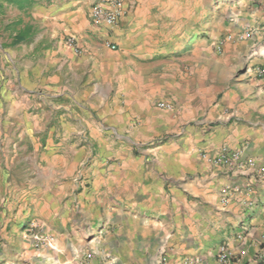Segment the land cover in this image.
Returning a JSON list of instances; mask_svg holds the SVG:
<instances>
[{
  "label": "crops",
  "instance_id": "1",
  "mask_svg": "<svg viewBox=\"0 0 264 264\" xmlns=\"http://www.w3.org/2000/svg\"><path fill=\"white\" fill-rule=\"evenodd\" d=\"M96 1L53 0L37 23L39 34L27 35L26 42L57 44L59 77L48 75L38 84L20 85L17 74L27 81L30 68L19 71L12 60L11 76L16 83L12 96L18 99L20 91L27 93V104L30 94L41 96L42 104L35 107L61 109L65 113L60 122L71 117L75 127L63 124V135L83 133L106 141L102 157L84 177L89 180L81 182H90L93 200L105 205L97 216L104 238L95 236L88 260L79 242L73 244L69 259L61 255L57 242L50 244L53 250L47 245L35 250L28 239L25 252L15 243L10 249L0 244V264H219L220 246H227L236 260L227 264L249 261L258 250L264 251V86L252 73L264 64V48L253 53L257 57L249 56L243 72H233L228 63L251 52L246 46L238 49V42L226 44V54L218 60L205 53L201 67L191 65L169 75L144 66L132 68V60L146 64L159 52L158 30L168 20V6H209L210 0H122L123 13L112 27L90 22ZM257 20H245V25L259 40L264 14ZM238 32L228 29L225 35L235 38ZM68 36L76 40L77 53L64 45ZM108 45L115 46L114 52ZM98 62L105 73L100 81L92 70ZM122 72L127 81L114 90L111 75ZM70 82L81 84L94 119L90 114H82L85 119L78 116L83 111L77 109L81 98L71 91ZM53 97L61 99L47 100ZM158 103L171 110L158 109ZM43 121L41 110L35 127H24L21 134L31 137ZM118 140L125 150L118 148ZM222 146L239 150L244 161H254L255 171L232 173L203 158ZM233 185L245 192L222 203V188Z\"/></svg>",
  "mask_w": 264,
  "mask_h": 264
},
{
  "label": "rangeland",
  "instance_id": "2",
  "mask_svg": "<svg viewBox=\"0 0 264 264\" xmlns=\"http://www.w3.org/2000/svg\"><path fill=\"white\" fill-rule=\"evenodd\" d=\"M32 1V6H26V3L19 8L13 2L0 0V244L10 249L11 244L15 243L18 250L25 252L24 245L29 239L26 230L33 225V233L41 235L46 243L60 245L57 249L63 257H72L73 244L79 242L85 246L82 253L84 259L88 260L91 254L89 246L94 243L95 236L104 238L97 216L103 214L105 205L99 206L95 198L93 200L90 182L82 186L81 182L89 180L84 177L89 175V168L102 157L106 141L103 138L99 142L83 133L66 137L62 132L63 124L72 128L75 122L71 121V117L60 122L59 117L65 112L35 107L34 104H42L41 96L30 94L29 104L23 97L27 94L25 92L20 91L18 99L12 96L16 86L11 76L13 64L19 71L28 66L30 68L27 81L24 75L17 74L20 85L28 82L38 84L42 77L60 75L55 70L57 44L41 40L35 44L26 42L29 33L39 34L37 23L41 24L53 2ZM219 1L218 4L217 0H210L209 6L205 3L168 6V20L158 30L156 45L159 52L146 64L143 60H132L133 64L129 66L153 68L154 72L164 71L169 75L176 69L189 70L191 65L201 67V56L205 53L218 60L226 54V44L238 42L241 44L238 49L242 50L246 46L251 52L247 57L228 63L232 65L233 72L236 73L238 69L243 72L251 59L249 56L258 54L264 48V39L257 40L253 33L243 40H238V36L244 35L249 29L245 20L259 21L257 16H263L264 0ZM228 29L240 32L233 38L225 35ZM117 62L115 57L114 63ZM100 67L98 62L96 68L92 69L99 73V81L105 74L100 71ZM122 73L111 75L114 90L127 81L128 75ZM91 77L94 78L93 75ZM214 78L216 80L217 75ZM80 86L70 82L69 87L81 98L80 108L77 109L83 111H78V116L85 119L82 114H90V118L94 119L95 116L88 111ZM36 90L41 94L40 89ZM31 95L35 97L34 100ZM48 95L52 97V93ZM53 99L61 97L47 100ZM13 101L23 105L18 107ZM94 102L98 103V99L94 98ZM41 110L45 121L38 123L40 131L31 137L23 136L21 130L35 127V117ZM118 141V148L125 150V145L120 142L122 140ZM42 246H45L44 242L40 243L39 248ZM228 261L233 263L236 260L229 255ZM263 262L264 251L258 250L243 264Z\"/></svg>",
  "mask_w": 264,
  "mask_h": 264
},
{
  "label": "built area",
  "instance_id": "3",
  "mask_svg": "<svg viewBox=\"0 0 264 264\" xmlns=\"http://www.w3.org/2000/svg\"><path fill=\"white\" fill-rule=\"evenodd\" d=\"M123 2L122 0H97L90 8L89 11V20L92 24L98 25V26H106V27H112L116 24L119 16L123 13ZM252 36V30L248 29L246 33L242 36H238V40H243L246 38H249ZM264 39V31L261 35ZM64 45L73 52L77 53L79 51L78 45L76 43V40L68 36L64 40ZM108 47L111 50L115 49L114 45H108ZM253 76L257 80L261 82V84L264 86V64L256 67L253 70ZM156 107L160 110L170 111L171 106L165 103H158ZM204 159L207 160L208 163H210L213 166H223L225 167L229 172L232 173H245L246 170L255 171V162L252 160L244 161L240 157V151L239 150H230L227 146H222L220 149L215 152L212 156H203ZM250 190H246L248 193ZM245 192L244 188H240L238 185L233 186H225L221 190V202L226 203L228 202V199L233 195L237 193ZM34 226L31 225L26 232L29 233V239L31 241V246L33 249H38L40 246V243L44 242L47 247H49L51 250H53L52 247H50V243H46L42 236L33 233ZM230 251L228 250L227 246H220L217 254V262L219 264H227L229 260Z\"/></svg>",
  "mask_w": 264,
  "mask_h": 264
},
{
  "label": "trees",
  "instance_id": "4",
  "mask_svg": "<svg viewBox=\"0 0 264 264\" xmlns=\"http://www.w3.org/2000/svg\"><path fill=\"white\" fill-rule=\"evenodd\" d=\"M7 1L15 3L16 5L19 6V8H22L23 7L22 5H24L26 3H27L26 6H32V4H33L32 0H7ZM18 37H21V36H18ZM21 39L19 38V40H21Z\"/></svg>",
  "mask_w": 264,
  "mask_h": 264
}]
</instances>
